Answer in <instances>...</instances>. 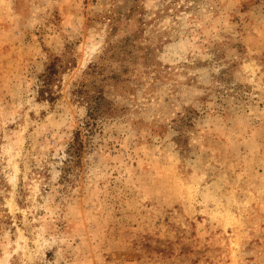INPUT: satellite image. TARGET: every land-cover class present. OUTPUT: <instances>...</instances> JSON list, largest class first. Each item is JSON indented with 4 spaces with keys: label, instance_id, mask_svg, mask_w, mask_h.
Instances as JSON below:
<instances>
[{
    "label": "clouds",
    "instance_id": "obj_1",
    "mask_svg": "<svg viewBox=\"0 0 264 264\" xmlns=\"http://www.w3.org/2000/svg\"><path fill=\"white\" fill-rule=\"evenodd\" d=\"M83 3L22 0L0 41L30 57L0 87V264H104L99 224L72 209L83 192L148 228L174 202L161 163L203 214L221 179L206 134L264 128V0Z\"/></svg>",
    "mask_w": 264,
    "mask_h": 264
},
{
    "label": "rangeland",
    "instance_id": "obj_2",
    "mask_svg": "<svg viewBox=\"0 0 264 264\" xmlns=\"http://www.w3.org/2000/svg\"><path fill=\"white\" fill-rule=\"evenodd\" d=\"M88 3L84 0L85 11ZM251 3L243 0V7ZM64 11H72L71 6ZM21 12L22 0H16L12 10L0 13V41L7 40ZM54 15L59 21V13ZM253 40L264 46L259 38ZM29 59L27 49L0 44V87L12 67L23 69ZM205 147L215 154L221 179L217 203L209 204L203 214L189 198L187 176L163 163L155 166V172L157 179L174 187V202L148 228L141 224L142 212L138 216L106 207L100 216L94 199L82 192L72 211L85 226L89 220L99 224L102 239L109 245L104 264H264V128L221 123L206 134ZM0 188L11 190L2 177ZM17 203L25 207L23 200Z\"/></svg>",
    "mask_w": 264,
    "mask_h": 264
},
{
    "label": "trees",
    "instance_id": "obj_3",
    "mask_svg": "<svg viewBox=\"0 0 264 264\" xmlns=\"http://www.w3.org/2000/svg\"><path fill=\"white\" fill-rule=\"evenodd\" d=\"M50 71H54V69H50Z\"/></svg>",
    "mask_w": 264,
    "mask_h": 264
}]
</instances>
